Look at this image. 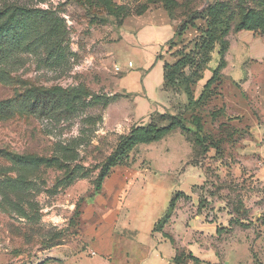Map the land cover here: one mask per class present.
Returning a JSON list of instances; mask_svg holds the SVG:
<instances>
[{
	"label": "rangeland",
	"instance_id": "obj_1",
	"mask_svg": "<svg viewBox=\"0 0 264 264\" xmlns=\"http://www.w3.org/2000/svg\"><path fill=\"white\" fill-rule=\"evenodd\" d=\"M263 1L0 0L57 20L62 49L0 57V264H140L148 238L182 264H264V28L236 29ZM167 23L177 77L148 107V26ZM136 128L166 132L106 169Z\"/></svg>",
	"mask_w": 264,
	"mask_h": 264
},
{
	"label": "trees",
	"instance_id": "obj_2",
	"mask_svg": "<svg viewBox=\"0 0 264 264\" xmlns=\"http://www.w3.org/2000/svg\"><path fill=\"white\" fill-rule=\"evenodd\" d=\"M264 1L262 2V4ZM231 14H229L230 16ZM219 24L218 38H222L227 34L228 26L227 21L229 17H225L221 13L217 14L215 17ZM224 22L222 23V20ZM37 20L43 21L47 24V29L44 30L43 34H40V29L42 25L37 22ZM60 24L57 20L52 19L51 17H45V15H41L40 11H31L25 10L23 8H15L11 10V8H5L0 11V57L4 56L2 52L6 50V45L8 42L13 45L14 48H20L22 42L26 37L36 38L37 41H41L45 44V50L48 53L49 58H53L55 62H59V59L62 58V49L60 46ZM264 28V6H263V14L260 16L252 15L247 13L240 23L236 26L237 30H252L254 32L261 31ZM178 35L175 32L176 36ZM174 38V37H173ZM173 38L168 42L170 43ZM7 54V53H6ZM5 54V55H6ZM175 66V65H174ZM168 65L166 62L163 66V82L165 89L169 86H173L175 78L177 77L176 67ZM53 95L56 93L53 92ZM50 93H46L43 97H32L33 103L30 105L32 107L31 110H37L38 106H41L42 110H46L45 102H49ZM29 104V100L26 98L23 100ZM40 102H43L40 104ZM57 104V108H61L63 105L66 109H72L71 105L66 100L65 95L61 94L55 100ZM53 108V107H51ZM181 126L180 121H173L169 127L172 126ZM166 132V129L153 131L151 129H143L136 128L130 132L127 138H125L116 152L115 156L111 160H109L107 168H110L112 164H121L126 158L128 152L137 144L140 143H148L151 141H155L162 137ZM107 177V176H106ZM104 175H101L100 179L97 180L94 190L95 192L100 191L102 189V183L104 181ZM166 222V219H165ZM189 259L194 263H198V260L192 255H188ZM183 255L176 253L173 258L174 264H182Z\"/></svg>",
	"mask_w": 264,
	"mask_h": 264
},
{
	"label": "crops",
	"instance_id": "obj_3",
	"mask_svg": "<svg viewBox=\"0 0 264 264\" xmlns=\"http://www.w3.org/2000/svg\"><path fill=\"white\" fill-rule=\"evenodd\" d=\"M148 27L151 29L152 33L157 36L156 39L152 40V42H157V44L155 43V46L150 45L151 49L153 50L152 59L155 58V56L158 58V60L152 65V68L150 69V71L147 73L146 77L143 80L144 82L143 88H144L145 98L147 101V106L150 107L151 102H155L157 100L159 95L157 96L156 92L161 88L163 84V74H164L163 66L165 63V57L163 58L164 53H161V49L174 37L175 29L172 24H168V23L161 25H152ZM138 99L139 98H136V101ZM263 99H264V93H263ZM142 114L140 113V115ZM100 235L103 236L105 234L95 233L98 247L99 249H103V243ZM147 241L148 244H146L145 252L141 253L140 256L137 257V260H139L138 262L140 264H165V263L174 264L173 258L175 255L172 253L173 251L171 249L169 250V247L167 248V250L163 248H161V250H158L155 248V246H153L151 238H148ZM120 248L121 246L116 251L117 253H119ZM137 254L138 251H135V256Z\"/></svg>",
	"mask_w": 264,
	"mask_h": 264
}]
</instances>
